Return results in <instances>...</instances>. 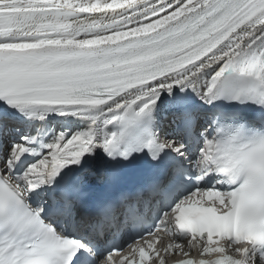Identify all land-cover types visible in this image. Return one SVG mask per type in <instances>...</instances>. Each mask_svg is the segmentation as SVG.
Here are the masks:
<instances>
[{"label": "snow or ice", "instance_id": "obj_1", "mask_svg": "<svg viewBox=\"0 0 264 264\" xmlns=\"http://www.w3.org/2000/svg\"><path fill=\"white\" fill-rule=\"evenodd\" d=\"M174 249L264 264V0H0V264Z\"/></svg>", "mask_w": 264, "mask_h": 264}]
</instances>
